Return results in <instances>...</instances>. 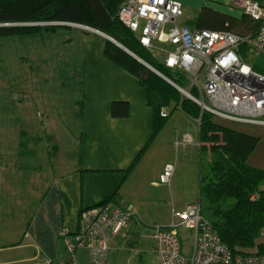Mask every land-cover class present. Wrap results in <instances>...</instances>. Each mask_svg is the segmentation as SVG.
Returning <instances> with one entry per match:
<instances>
[{
	"label": "crops",
	"instance_id": "1",
	"mask_svg": "<svg viewBox=\"0 0 264 264\" xmlns=\"http://www.w3.org/2000/svg\"><path fill=\"white\" fill-rule=\"evenodd\" d=\"M170 1L183 7V15L177 20L180 27L193 22L203 8L235 19L244 15L236 0ZM83 44L82 163L78 160L75 169L55 179L24 230L13 240H8V225L0 222V230L4 231H0V264L69 262L63 233L75 234L81 212L101 205L114 195H117L114 203L121 208L132 206L135 217L127 231L110 240L107 264H130L125 256L127 247L135 245L139 232L149 231L144 225L168 226L174 211L200 203L199 162L196 178L191 177L190 181L184 168L194 166V162L184 166L178 150L173 156L174 141L166 132L172 124L168 122L131 173H124L152 137L153 112L138 80L105 59L102 41L85 40ZM120 102L129 105L128 116L113 118L111 106ZM185 135L190 137L188 144L200 147L199 133L196 144L189 133ZM184 144L185 138L180 146ZM168 164L175 165V173L169 185H162L159 178ZM153 255L157 264L156 248ZM75 260L76 264H92L85 248L77 250Z\"/></svg>",
	"mask_w": 264,
	"mask_h": 264
},
{
	"label": "trees",
	"instance_id": "2",
	"mask_svg": "<svg viewBox=\"0 0 264 264\" xmlns=\"http://www.w3.org/2000/svg\"><path fill=\"white\" fill-rule=\"evenodd\" d=\"M253 1L264 6V0ZM126 2L127 0H0V44L28 37L36 38L43 32L55 33L60 28L73 30L71 27L53 24L81 25L107 35L169 81L183 89L188 88L185 77L166 68L162 58L144 48L140 44L138 35L118 19V13ZM185 27L193 31L230 32L255 40L261 23L247 15H243L241 19H235L209 8H203L197 18ZM79 32L85 36H95L104 43L105 59L138 80L145 90L147 105L153 112L152 137L124 173L126 175L131 173L142 155L163 130L172 113L180 110L197 123L200 121L198 123L199 201L202 215L211 223L223 244L233 255L264 254V242L260 241L261 229L264 225V169L248 164L259 145V138L216 122L215 118L208 113L201 115L200 108L194 102L181 95L167 81L115 44L88 31L79 30ZM254 52L251 45L244 44L240 47L239 55L247 63L245 57L255 56ZM2 59L0 58V63ZM79 78L78 84L82 88L81 73ZM191 94L196 95V91L192 90ZM82 110L81 97V101H77L75 116L82 119ZM128 113L127 103H113L111 106L113 118H125ZM162 113H166V117H163ZM21 133L23 137H26V132ZM37 136L38 134L34 138L40 141L45 140L56 154L58 145L54 142L52 135L46 133ZM77 140H79L77 157L81 164L82 136ZM254 194L258 195V199L251 201ZM116 197L117 195H114L101 205L112 204L121 208L114 203ZM134 217L133 211L131 226Z\"/></svg>",
	"mask_w": 264,
	"mask_h": 264
},
{
	"label": "rangeland",
	"instance_id": "3",
	"mask_svg": "<svg viewBox=\"0 0 264 264\" xmlns=\"http://www.w3.org/2000/svg\"><path fill=\"white\" fill-rule=\"evenodd\" d=\"M79 30L82 29L60 28L55 33L43 32L36 38L0 44V58H3L0 63V222L8 225V240L24 230L55 179L77 167V139L81 136L82 119L75 116V110L77 101H81L82 88L78 81L83 72V42L98 39L85 36ZM245 58L255 71L264 75L261 70L264 53ZM216 122L258 137L259 145L248 164L264 169V127ZM168 123L172 124L166 132L174 141L173 156L178 150L184 166L194 162V166L184 168L191 181L198 170L199 148L191 143L180 144L185 133H189L196 144L199 128L195 120L180 110L170 115ZM22 131L26 132V137L22 136ZM46 133L52 135L58 145L56 154L45 140L34 138ZM144 227L150 230L148 225ZM147 232H139L135 245L127 247L125 256L130 264H156L155 242L146 236ZM192 241L191 232L180 230V244L185 253H191Z\"/></svg>",
	"mask_w": 264,
	"mask_h": 264
},
{
	"label": "built area",
	"instance_id": "4",
	"mask_svg": "<svg viewBox=\"0 0 264 264\" xmlns=\"http://www.w3.org/2000/svg\"><path fill=\"white\" fill-rule=\"evenodd\" d=\"M236 3L244 15L261 23L255 40L230 32L180 27L177 20L183 15V7L170 0H127L118 19L138 35L144 48L162 58L166 68L186 78L188 88L171 83L200 108L201 115L208 113L216 120L242 126H264V75L239 55L244 44L254 48L255 56L264 53V6L253 0ZM184 138L188 143L190 137ZM174 173L175 165L168 164L160 184L169 185ZM257 199V194L251 197V201ZM132 216V206L123 209L103 204L82 211L78 231L64 235L70 256L65 264H76L75 253L80 248L87 249L92 264H107L110 240L129 229ZM149 228L146 236L155 242L157 264H264V254L233 255L203 217L200 203L174 211L168 226ZM180 230L193 235V249L188 255L180 244ZM260 236L264 239V225Z\"/></svg>",
	"mask_w": 264,
	"mask_h": 264
},
{
	"label": "water",
	"instance_id": "5",
	"mask_svg": "<svg viewBox=\"0 0 264 264\" xmlns=\"http://www.w3.org/2000/svg\"><path fill=\"white\" fill-rule=\"evenodd\" d=\"M55 26H67V27H72L75 29H82V30H86V31H90L93 32L99 36H101V38H104L105 40L115 44L117 47H119L120 49H122L124 52H126L128 55H130L131 57H133L134 59H136L138 62H140L142 65H144L145 67H147L149 70H151L152 72H154L155 74H157L158 76H160L162 79H164L165 81H167L170 85H172L174 87V85L171 83V81H169L167 78L163 77L161 74H159L156 70H154L153 68H151L150 66H148L146 63H144L143 61H141L139 58H137L135 55H133L131 52H129L128 50H126L124 47H122L119 43H117L116 41H114L113 39H111L110 37H108L107 35L96 31L94 29L88 28V27H83L81 25H73V24H53ZM4 26H13V25H4Z\"/></svg>",
	"mask_w": 264,
	"mask_h": 264
}]
</instances>
